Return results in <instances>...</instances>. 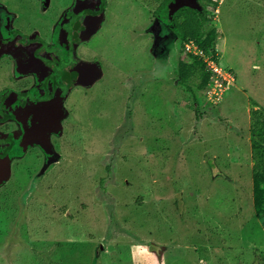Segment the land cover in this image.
<instances>
[{"label":"rangeland","instance_id":"rangeland-1","mask_svg":"<svg viewBox=\"0 0 264 264\" xmlns=\"http://www.w3.org/2000/svg\"><path fill=\"white\" fill-rule=\"evenodd\" d=\"M128 2L131 18L91 50L103 53L104 72L87 86L96 84L91 97L65 102L55 148L34 159L22 136L0 167V192H12L0 195V264H264L250 139L251 112L264 109V0L209 10L220 34L215 61L232 74L213 100L211 85L192 93L177 81L168 6L154 17L162 0ZM41 4L0 0V34L6 14L36 27ZM3 54L0 99L28 85L17 86L27 76ZM9 125L0 139L19 128Z\"/></svg>","mask_w":264,"mask_h":264},{"label":"flooded vegetation","instance_id":"flooded-vegetation-1","mask_svg":"<svg viewBox=\"0 0 264 264\" xmlns=\"http://www.w3.org/2000/svg\"><path fill=\"white\" fill-rule=\"evenodd\" d=\"M41 1L48 3V6L46 8H43L42 4L41 7L36 6V18L35 16L34 18H41L36 27L28 16L23 19L17 14L2 16L4 23L2 34H0L2 36L0 37V64L4 63L3 52L6 55L12 53L11 56L16 61H9L6 66L7 68L12 67L17 75L26 74L27 78L24 76L16 78L17 86L24 87L25 83L28 85L21 92L8 91L0 99V103H2L11 93L16 94L11 105L6 108L4 105L0 106V125L7 127V124L13 123L19 127L17 131L10 132L7 137L0 139V160L6 158L13 149L15 150L16 141L22 136L23 139L27 136L29 141L35 144L36 148L30 150L34 159L42 158L41 149L46 150V148L36 134L40 125L41 113L48 108L56 109L57 106L65 112V102L68 100L78 96L81 98L92 96L89 93L96 84L90 88L87 86L93 79L99 78L100 74L104 72V67L101 62L103 53L97 49L96 53L92 55L91 50L96 49L101 40L105 39L104 30L107 27L112 28L110 35L114 34L120 25L119 21L122 18L130 19L132 14L129 0ZM67 3L72 6L66 8ZM16 22H19L18 28L14 27ZM22 24L26 25V28L21 27ZM112 42L111 40L110 43ZM82 51H89L88 56L80 53ZM134 62L136 63L137 60ZM128 68L130 69V66ZM34 77L38 84L28 88L32 79H35ZM74 91L76 92L74 93ZM83 93L88 95H83ZM71 95H73L72 98ZM20 106L23 108L21 115L12 117ZM8 115L11 117L7 119ZM63 117L59 120V131ZM59 131H51L48 134L50 149L55 148L53 138L59 134ZM8 148L10 150L6 152ZM5 152V156H3ZM54 153L56 152L52 150L50 155ZM63 162L58 163L62 165ZM3 164L0 162V167ZM56 164L57 162H52V165ZM1 191L2 198L12 193L8 192L7 187H3Z\"/></svg>","mask_w":264,"mask_h":264},{"label":"trees","instance_id":"trees-1","mask_svg":"<svg viewBox=\"0 0 264 264\" xmlns=\"http://www.w3.org/2000/svg\"><path fill=\"white\" fill-rule=\"evenodd\" d=\"M172 1L162 0L152 15L158 17ZM198 1L201 11L185 7L175 12L173 16V31L179 41L176 63L177 81L192 93L206 90L208 85L212 83V75L207 69L206 58L208 57L212 60L218 59L217 42L220 35L218 30L212 26L210 14V11L213 12L219 6V2H213L212 0ZM190 43L196 45L202 55H189L191 60L186 61L181 55L183 56L184 54L185 45ZM15 96V93H11L0 104L6 108V106L11 105ZM22 111L23 108L20 106L12 117L20 116ZM3 116L5 117V114ZM10 117L9 115L6 116L7 119ZM250 139L252 158L255 162L252 175L254 209L261 221L264 218V109L252 110L251 112ZM9 150L10 148L6 152ZM6 152L3 156H5Z\"/></svg>","mask_w":264,"mask_h":264},{"label":"water","instance_id":"water-1","mask_svg":"<svg viewBox=\"0 0 264 264\" xmlns=\"http://www.w3.org/2000/svg\"><path fill=\"white\" fill-rule=\"evenodd\" d=\"M185 7L201 11L200 6L197 4V0H173L164 11V16H170L173 13L175 14L179 9ZM64 115L65 112L59 106H57L56 109L48 108L41 113L39 118L40 125L36 130V134L40 137L39 141L44 143L47 151L50 149L48 146V134L51 131H59V120ZM0 162L5 163V158L1 159ZM261 222L264 225V218L261 219Z\"/></svg>","mask_w":264,"mask_h":264},{"label":"built area","instance_id":"built-area-1","mask_svg":"<svg viewBox=\"0 0 264 264\" xmlns=\"http://www.w3.org/2000/svg\"><path fill=\"white\" fill-rule=\"evenodd\" d=\"M213 2H219V6L216 7L214 10L215 14L219 13V7L222 4L220 0H212ZM202 55L200 52L199 48L194 45L193 43L186 44L185 45V51L184 55ZM206 63L208 64V67L210 68L211 71V80L212 83L210 84L211 86L208 88L207 96L210 99L218 98L220 96L221 90L224 89V87H227L229 85V81L232 78V74L230 72H224L223 69H221L218 66V63L215 60H212L210 58H206Z\"/></svg>","mask_w":264,"mask_h":264},{"label":"crops","instance_id":"crops-1","mask_svg":"<svg viewBox=\"0 0 264 264\" xmlns=\"http://www.w3.org/2000/svg\"><path fill=\"white\" fill-rule=\"evenodd\" d=\"M146 51L145 47L143 48V50L141 51V53H144ZM119 59L121 60V57H119Z\"/></svg>","mask_w":264,"mask_h":264}]
</instances>
